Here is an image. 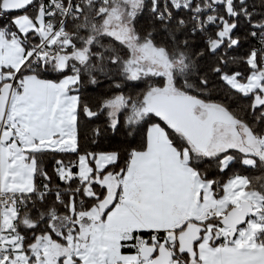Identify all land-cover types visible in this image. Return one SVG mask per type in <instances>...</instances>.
Segmentation results:
<instances>
[{"label":"snow or ice","instance_id":"1","mask_svg":"<svg viewBox=\"0 0 264 264\" xmlns=\"http://www.w3.org/2000/svg\"><path fill=\"white\" fill-rule=\"evenodd\" d=\"M0 21V264H264V0H0ZM82 114L147 127L120 166L82 150Z\"/></svg>","mask_w":264,"mask_h":264},{"label":"trees","instance_id":"2","mask_svg":"<svg viewBox=\"0 0 264 264\" xmlns=\"http://www.w3.org/2000/svg\"><path fill=\"white\" fill-rule=\"evenodd\" d=\"M17 12H12L9 15L15 16L18 15ZM177 16H182L184 13L179 12L176 13ZM8 17H5L7 19ZM3 23V21H0ZM137 27L138 30L143 32L153 30L155 28L157 31L159 30V24L156 23L151 14L145 12L137 20ZM245 26H242L241 29L238 30V34L244 30ZM215 29L212 28L210 31H214ZM164 33H160L157 39H163ZM191 48L189 51L192 53H198L204 49V39L201 35H195L191 38ZM254 43V42H253ZM248 45L244 44L241 48L237 49L235 52H230L229 55L236 56L242 55L244 51H246ZM196 57L194 56V59ZM214 57L205 56L203 59H197V63L204 69H207L209 65L214 60ZM237 70H243V66H237ZM45 78L48 79H57V74H48ZM210 80V88L213 90L212 99L219 100L223 93L227 92V88L224 83H222L218 78L209 74L208 76ZM100 82L98 84H90L85 79L84 83L80 89L81 95V103L92 107L94 110L99 105L101 99L103 97L109 96L112 94L111 89V82L109 80L103 79L102 77L99 78ZM145 85L140 82H130L126 85L124 91L127 94H135L138 91H141ZM250 101L248 99H242L240 96H235L230 101V107L234 110L239 108H243ZM122 123L120 127L116 130H113L107 126V119L104 114H101L98 118H87L83 114L80 118L79 124V138H80V145L82 150L87 151H116L120 154V166L123 165L124 160L127 158V153L132 149L140 145L142 142L144 132L146 131V127L141 128L138 134L129 135L127 128L123 124V117ZM99 128L100 134L96 135L94 133V129ZM60 158V157H55ZM45 167L47 171L51 174L52 172V164L54 163V158L52 156H46L43 158ZM245 174L250 175H259L258 172L255 170L244 169ZM55 183L59 184V181H55ZM61 186H63L61 184Z\"/></svg>","mask_w":264,"mask_h":264},{"label":"built area","instance_id":"3","mask_svg":"<svg viewBox=\"0 0 264 264\" xmlns=\"http://www.w3.org/2000/svg\"><path fill=\"white\" fill-rule=\"evenodd\" d=\"M255 43V41H253Z\"/></svg>","mask_w":264,"mask_h":264}]
</instances>
